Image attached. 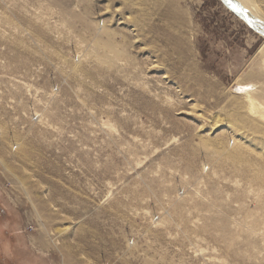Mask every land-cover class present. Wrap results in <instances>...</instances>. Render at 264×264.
<instances>
[{"label": "rangeland", "instance_id": "374dc122", "mask_svg": "<svg viewBox=\"0 0 264 264\" xmlns=\"http://www.w3.org/2000/svg\"><path fill=\"white\" fill-rule=\"evenodd\" d=\"M0 264H264V35L222 0H0Z\"/></svg>", "mask_w": 264, "mask_h": 264}, {"label": "water", "instance_id": "95a60500", "mask_svg": "<svg viewBox=\"0 0 264 264\" xmlns=\"http://www.w3.org/2000/svg\"><path fill=\"white\" fill-rule=\"evenodd\" d=\"M224 4L232 11L240 15L254 29L261 31L264 34V21L252 15L241 3L237 0H222Z\"/></svg>", "mask_w": 264, "mask_h": 264}, {"label": "bare ground", "instance_id": "6f19581e", "mask_svg": "<svg viewBox=\"0 0 264 264\" xmlns=\"http://www.w3.org/2000/svg\"><path fill=\"white\" fill-rule=\"evenodd\" d=\"M237 14V13H236ZM238 15V14H237ZM240 16V15H239ZM241 17V16H240ZM258 18V17H257ZM251 26V25H250ZM252 27V26H251ZM254 29V28H253ZM256 30V29H255ZM256 31H258V30H256ZM258 32H260L262 35H264L261 31H258ZM247 90V89H246ZM63 230H67V227L66 228H64Z\"/></svg>", "mask_w": 264, "mask_h": 264}]
</instances>
